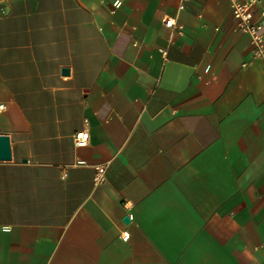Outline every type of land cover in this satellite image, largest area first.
<instances>
[{
    "label": "crops",
    "instance_id": "0c3cea01",
    "mask_svg": "<svg viewBox=\"0 0 264 264\" xmlns=\"http://www.w3.org/2000/svg\"><path fill=\"white\" fill-rule=\"evenodd\" d=\"M254 49L231 0H0V264H264Z\"/></svg>",
    "mask_w": 264,
    "mask_h": 264
},
{
    "label": "built area",
    "instance_id": "2783aa9c",
    "mask_svg": "<svg viewBox=\"0 0 264 264\" xmlns=\"http://www.w3.org/2000/svg\"><path fill=\"white\" fill-rule=\"evenodd\" d=\"M232 14L235 20L236 30L246 32L251 35L252 42L255 46L254 54L260 56L263 54L264 47V26L261 21L257 20L254 15V6L259 0H231ZM167 26H173L175 22L167 18L165 20ZM3 107V106H2ZM90 139V133L87 129L79 130L74 137V142L77 146H85ZM107 165L96 166L94 175V184L100 185L106 181ZM127 234V237L125 236ZM130 234L128 231L124 232L123 238L127 240Z\"/></svg>",
    "mask_w": 264,
    "mask_h": 264
},
{
    "label": "water",
    "instance_id": "95a60500",
    "mask_svg": "<svg viewBox=\"0 0 264 264\" xmlns=\"http://www.w3.org/2000/svg\"><path fill=\"white\" fill-rule=\"evenodd\" d=\"M63 73H69V68L64 67ZM11 158V144L10 138L6 134H0V159H10ZM125 220L128 221L129 217L126 216Z\"/></svg>",
    "mask_w": 264,
    "mask_h": 264
},
{
    "label": "snow or ice",
    "instance_id": "6c2138e0",
    "mask_svg": "<svg viewBox=\"0 0 264 264\" xmlns=\"http://www.w3.org/2000/svg\"><path fill=\"white\" fill-rule=\"evenodd\" d=\"M125 236L127 237V234H125Z\"/></svg>",
    "mask_w": 264,
    "mask_h": 264
}]
</instances>
